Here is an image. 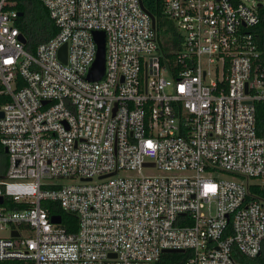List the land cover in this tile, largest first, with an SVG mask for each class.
I'll return each mask as SVG.
<instances>
[{
    "label": "built area",
    "instance_id": "2783aa9c",
    "mask_svg": "<svg viewBox=\"0 0 264 264\" xmlns=\"http://www.w3.org/2000/svg\"><path fill=\"white\" fill-rule=\"evenodd\" d=\"M14 1L0 0L10 97L0 108V263L159 264L186 253L185 264H240L236 255L264 253V199L249 193L264 185L251 182L264 180L253 32L264 0H163L180 37L166 53L140 0H38L57 33L31 53ZM94 32L105 36L99 80L88 79ZM43 202L74 215L76 229Z\"/></svg>",
    "mask_w": 264,
    "mask_h": 264
},
{
    "label": "trees",
    "instance_id": "16d2710c",
    "mask_svg": "<svg viewBox=\"0 0 264 264\" xmlns=\"http://www.w3.org/2000/svg\"><path fill=\"white\" fill-rule=\"evenodd\" d=\"M143 7L151 13L156 21V29L159 37L160 50L166 53L173 49H178L180 37L163 13V0H141ZM15 10L21 14L17 19V25L21 34L24 36L26 43L25 49L33 53L38 44L48 41L56 33L57 29L49 18L47 10L38 0H15ZM261 8V7H260ZM260 23L253 29L258 49L261 52L264 63V9L260 11ZM25 85L24 81L18 76L15 80L16 89ZM3 87L0 85V108L10 101V97L2 92ZM256 128L259 136H264V104H256ZM8 157L0 143V181L4 179L7 168ZM249 193L255 198L264 199V185L252 184L249 186ZM6 202L4 203V205ZM10 208H15L12 204H6ZM42 206L49 210L51 215L61 216L62 225L73 231L76 229V217L64 213L56 203L43 202ZM240 264H264V253L260 256L249 259L236 255ZM186 253H169L161 257L159 264H185ZM0 264H22L18 261H8Z\"/></svg>",
    "mask_w": 264,
    "mask_h": 264
},
{
    "label": "water",
    "instance_id": "95a60500",
    "mask_svg": "<svg viewBox=\"0 0 264 264\" xmlns=\"http://www.w3.org/2000/svg\"><path fill=\"white\" fill-rule=\"evenodd\" d=\"M140 3H141L142 8L145 9L143 7L141 0H140ZM18 15L21 16L20 13ZM149 15L151 17L152 25L154 27L155 26V18L151 13H149ZM93 36H94V40H95V43L97 46V51H96L95 61L92 65V67L90 68V71L88 74V79L99 80V79L103 78L104 66H105V36H104L103 32H94ZM18 39L22 44L26 43V40H25L23 35H19ZM65 51H66V47L64 45L59 51V57L63 61L65 60ZM2 117H3V113L0 111V119ZM4 151H5V153L7 152L6 149H4ZM108 176H111V175H107V177ZM2 200L3 199L0 198V203H2ZM52 222L53 223H60V217L59 216L52 217ZM166 252H178V251H166Z\"/></svg>",
    "mask_w": 264,
    "mask_h": 264
},
{
    "label": "rangeland",
    "instance_id": "374dc122",
    "mask_svg": "<svg viewBox=\"0 0 264 264\" xmlns=\"http://www.w3.org/2000/svg\"><path fill=\"white\" fill-rule=\"evenodd\" d=\"M142 172L143 174H158V171L155 169H144ZM122 175H128L130 177H135L138 174L136 172H120L119 176H122ZM226 176L227 178H231L232 175L227 174ZM251 182L264 183V180H252ZM7 236H8V231H0V237H7Z\"/></svg>",
    "mask_w": 264,
    "mask_h": 264
}]
</instances>
